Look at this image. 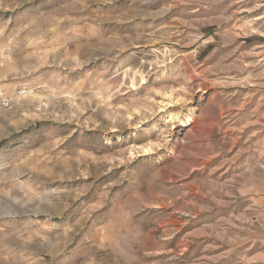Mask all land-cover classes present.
<instances>
[{
	"label": "rangeland",
	"instance_id": "rangeland-1",
	"mask_svg": "<svg viewBox=\"0 0 264 264\" xmlns=\"http://www.w3.org/2000/svg\"><path fill=\"white\" fill-rule=\"evenodd\" d=\"M0 90V264H264V0H0Z\"/></svg>",
	"mask_w": 264,
	"mask_h": 264
},
{
	"label": "bare ground",
	"instance_id": "bare-ground-1",
	"mask_svg": "<svg viewBox=\"0 0 264 264\" xmlns=\"http://www.w3.org/2000/svg\"><path fill=\"white\" fill-rule=\"evenodd\" d=\"M21 95H22V97L28 98L31 95V92L30 91H27V92L24 91V92L21 93ZM166 97L168 98L167 100H169L170 102L172 101L171 96H166ZM18 98H20V96ZM170 119L171 120H174V121L175 120L180 121L179 117L178 116H175V115H172V117H170ZM181 120H183V119H181ZM192 122H193V118L191 116H186V117H184V120L182 121V125L186 126L185 124H190Z\"/></svg>",
	"mask_w": 264,
	"mask_h": 264
},
{
	"label": "built area",
	"instance_id": "built-area-1",
	"mask_svg": "<svg viewBox=\"0 0 264 264\" xmlns=\"http://www.w3.org/2000/svg\"><path fill=\"white\" fill-rule=\"evenodd\" d=\"M13 104V98L7 92L0 90V109L9 108Z\"/></svg>",
	"mask_w": 264,
	"mask_h": 264
}]
</instances>
